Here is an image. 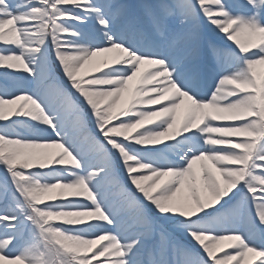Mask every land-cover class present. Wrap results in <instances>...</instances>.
Returning <instances> with one entry per match:
<instances>
[{
  "label": "snow or ice",
  "instance_id": "6c2138e0",
  "mask_svg": "<svg viewBox=\"0 0 264 264\" xmlns=\"http://www.w3.org/2000/svg\"><path fill=\"white\" fill-rule=\"evenodd\" d=\"M0 264H264V0H0Z\"/></svg>",
  "mask_w": 264,
  "mask_h": 264
}]
</instances>
